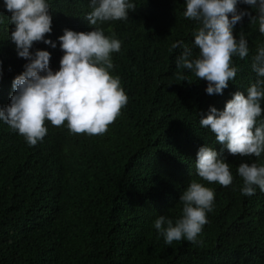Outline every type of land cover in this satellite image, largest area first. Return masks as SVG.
Returning <instances> with one entry per match:
<instances>
[{
    "label": "trees",
    "instance_id": "obj_1",
    "mask_svg": "<svg viewBox=\"0 0 264 264\" xmlns=\"http://www.w3.org/2000/svg\"><path fill=\"white\" fill-rule=\"evenodd\" d=\"M47 2L53 31L45 38L57 47L37 42L31 51H49L57 71L63 30H93L84 20L90 0ZM129 2L136 11L129 10L126 21L98 25L121 41L109 71L128 97L105 134H73L66 122H46L47 135L30 146L0 121V264H264V191L257 187L254 195L243 196L237 173L242 162L264 164V153L234 157L224 149L234 177L228 187L201 180L195 169L200 147L223 148L200 126L199 113L212 106L223 110L236 91L247 95L256 80L252 57L264 46V35L247 17L236 25L234 34L238 39L243 31L249 55L233 57L237 75L223 95H208L207 82L189 70L182 71L192 83L177 76L183 46L193 58L198 55L193 33L199 24L183 16L185 0ZM238 8L255 15L248 5ZM10 15L0 0V108L10 103L12 81L28 62L9 39ZM177 41L182 46L173 49ZM192 180L215 193L197 237L202 243L182 239L168 245L154 221L160 215L180 218L179 197Z\"/></svg>",
    "mask_w": 264,
    "mask_h": 264
},
{
    "label": "clouds",
    "instance_id": "obj_2",
    "mask_svg": "<svg viewBox=\"0 0 264 264\" xmlns=\"http://www.w3.org/2000/svg\"><path fill=\"white\" fill-rule=\"evenodd\" d=\"M239 4L250 6L252 11L240 10ZM6 10L11 13L9 23L13 25L10 40L15 44L17 55L28 61L24 71L12 81L13 94L10 103L0 108L3 121L30 146L43 141L48 133L46 122L52 126L65 125L73 134L89 136L103 135L115 122L126 106L128 97L121 87L119 77H113L112 54L119 53L121 41L105 35V22L127 20L129 10L136 11V4L129 0H90L91 11L84 20L93 30L74 31L68 28L58 37L61 51L59 70L50 67L51 53L37 49V42L52 48L57 42L46 39L53 31V17L47 0H4ZM183 16L199 24L193 33L198 55L193 58L192 49L183 46L176 64L180 80L189 83L183 74L189 70L198 81H206L208 95H223L230 81L237 75L233 67L234 56L245 59L249 55L248 41L243 31L239 38L234 34L238 23L247 17L250 25H258L264 35V0H185ZM182 46L181 41L172 48ZM252 71L256 80L244 92L236 91L226 102L223 110L212 106L207 114L199 113L202 128L210 129L217 144L223 148L218 152L206 144L199 148L195 157L198 177L209 184L218 183L228 187L233 184L230 163L224 149L234 157H261L264 153V122L257 123L264 113V46L252 57ZM237 173L243 184V196H252L258 187L264 191V164L242 162ZM214 191L197 180H192L180 195L182 214L175 222L167 215L154 221V228L164 237L166 244L182 239L193 244L203 226L208 222L207 213L213 210Z\"/></svg>",
    "mask_w": 264,
    "mask_h": 264
}]
</instances>
